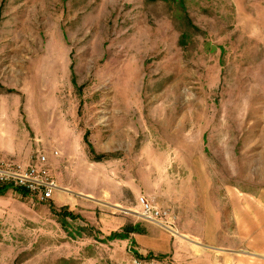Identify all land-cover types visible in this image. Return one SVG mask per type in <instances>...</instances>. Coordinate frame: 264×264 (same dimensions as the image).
Here are the masks:
<instances>
[{
	"label": "rangeland",
	"instance_id": "1",
	"mask_svg": "<svg viewBox=\"0 0 264 264\" xmlns=\"http://www.w3.org/2000/svg\"><path fill=\"white\" fill-rule=\"evenodd\" d=\"M0 105L59 187L0 191V264H264V0H0Z\"/></svg>",
	"mask_w": 264,
	"mask_h": 264
},
{
	"label": "built area",
	"instance_id": "2",
	"mask_svg": "<svg viewBox=\"0 0 264 264\" xmlns=\"http://www.w3.org/2000/svg\"><path fill=\"white\" fill-rule=\"evenodd\" d=\"M31 160L30 164L22 165L12 159L0 158V185L23 189L29 196L39 201H46L52 198L54 191L59 187L45 165L43 154ZM138 203L142 218L163 225L170 223L168 212L153 205L144 196H139ZM133 263L139 264L135 260Z\"/></svg>",
	"mask_w": 264,
	"mask_h": 264
},
{
	"label": "crops",
	"instance_id": "3",
	"mask_svg": "<svg viewBox=\"0 0 264 264\" xmlns=\"http://www.w3.org/2000/svg\"><path fill=\"white\" fill-rule=\"evenodd\" d=\"M13 110L9 109L7 107H2L0 105V157L4 158V157H19V158H24L26 159L28 156L29 151H27L26 149L22 150L20 148L18 149H13V148H8L6 146L7 140L12 137V134H16L15 130H14V126L16 122L15 119V115L13 114ZM20 139H25L26 137V133L28 131H26V129H24L23 127L20 128ZM13 138H16V136H13ZM5 140V141H3ZM27 160V159H26ZM25 160V161H26ZM117 206V205H114ZM118 207V206H117ZM123 210H125L123 208ZM125 211H130L129 209H126ZM132 212V210L130 211ZM160 226L164 227L165 229H167L170 233L175 234L177 236H181V237H186L184 234H180L178 233L175 229L167 227L166 225H163L161 223H157ZM140 232V233H139ZM142 229H138L137 231H133V241L137 244H139V246L141 247H150V243L147 240L146 237H144V234L142 233ZM158 235V240L155 241V248H157L159 253H165L167 251H170V247H173V244H171V238L170 236L163 231H160ZM189 239V238H188ZM193 242L194 245H196L197 241L189 239ZM134 248V247H133ZM151 249V248H148ZM154 249V248H153ZM175 251V250H174Z\"/></svg>",
	"mask_w": 264,
	"mask_h": 264
},
{
	"label": "trees",
	"instance_id": "4",
	"mask_svg": "<svg viewBox=\"0 0 264 264\" xmlns=\"http://www.w3.org/2000/svg\"><path fill=\"white\" fill-rule=\"evenodd\" d=\"M8 187V185H0V191L1 190H3V189H5V188H7ZM17 190H19V191H22V192H24V193H27L25 190H23V189H18L17 188ZM135 229H136V227H131V226H127V227H125V230L123 229V231L121 232V233H119L118 234V236L120 237H126L127 236V233H129V231H135Z\"/></svg>",
	"mask_w": 264,
	"mask_h": 264
}]
</instances>
